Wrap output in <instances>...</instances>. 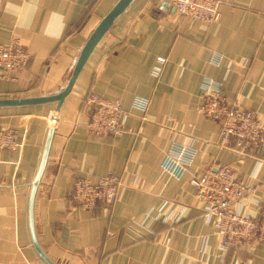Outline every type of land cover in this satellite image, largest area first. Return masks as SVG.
Here are the masks:
<instances>
[{
  "label": "crops",
  "instance_id": "crops-1",
  "mask_svg": "<svg viewBox=\"0 0 264 264\" xmlns=\"http://www.w3.org/2000/svg\"><path fill=\"white\" fill-rule=\"evenodd\" d=\"M118 1L1 0L0 45L19 41L30 59L23 73L0 77V99L60 93ZM220 1V21L206 25L170 3L134 0L91 54L60 109L35 197L37 241L55 264H264L263 244L220 249L191 183L225 164L250 188L245 213L257 217L254 199L264 203V152L245 157L222 147L220 124L200 112L211 80L264 122V0ZM159 57L166 61L155 76ZM92 94L120 101L122 133L91 134ZM56 108H0V130L14 129L20 142L0 147V264H44L32 242L29 201ZM189 138L194 160L182 178L172 177L162 162ZM108 174L125 183L108 209L86 210L73 199L77 179L96 183Z\"/></svg>",
  "mask_w": 264,
  "mask_h": 264
},
{
  "label": "built area",
  "instance_id": "built-area-1",
  "mask_svg": "<svg viewBox=\"0 0 264 264\" xmlns=\"http://www.w3.org/2000/svg\"><path fill=\"white\" fill-rule=\"evenodd\" d=\"M173 5L181 16L190 17L206 25H214L221 19L220 0H159ZM1 6V0H0ZM30 55L19 41L9 46L0 45V77H15L26 69ZM221 56L214 62L219 64ZM166 59L158 58L154 75L159 76ZM203 105L200 112L207 118L217 121L221 126L220 140L224 148L241 156H254L264 152V122L257 114L239 104L230 103L224 94L221 83L205 81L203 84ZM91 119L89 130L96 136L118 135L126 127L127 113L120 101L109 100L92 94L89 98ZM136 107L145 110L146 100H139ZM20 145L17 132L12 128L0 130V147L14 149ZM163 162L162 169L168 175L182 178L191 166L197 152L193 139L173 144ZM192 185L197 188L201 200L202 216L206 225L214 227V235L220 239V249H241L247 244L264 245V203L258 199L257 217L245 213V199L250 188L228 165L208 169L200 176H194ZM125 183L119 175L108 174L99 177L96 183L87 178H79L75 183L73 199L86 210H94L99 204L107 209L116 200ZM207 247V239L202 250Z\"/></svg>",
  "mask_w": 264,
  "mask_h": 264
},
{
  "label": "water",
  "instance_id": "water-1",
  "mask_svg": "<svg viewBox=\"0 0 264 264\" xmlns=\"http://www.w3.org/2000/svg\"><path fill=\"white\" fill-rule=\"evenodd\" d=\"M134 0H119L115 7L103 18L97 28L94 30L92 35L89 37L88 41L86 42L85 46L80 52L79 58L76 62L74 71L72 76L67 84V86L58 94L52 96H42V97H31V98H6L0 99V108H14V107H25V106H36L42 105L47 103L56 102L57 108L55 114L53 116V120L51 123V127L49 129L41 163L39 166V170L37 172L36 178L32 183V190L30 195L29 201V223L31 229V236L33 245L38 252L39 256L41 257L44 264H55L53 261L45 255L39 243L37 241V237L35 234L34 228V203L35 197L37 193L38 186L41 182L43 173L45 171V167L47 164L50 148L52 145L53 137L55 134V126L56 121L60 112V109L65 101V98L72 92L73 86L75 82L83 70L85 64L89 60L91 54L104 38V36L109 32L111 27L114 25L115 21L127 10V8L131 5Z\"/></svg>",
  "mask_w": 264,
  "mask_h": 264
}]
</instances>
